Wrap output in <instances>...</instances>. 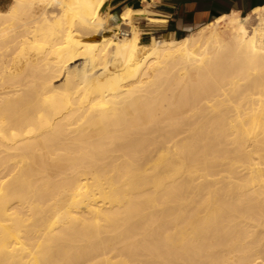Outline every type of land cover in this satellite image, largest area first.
I'll use <instances>...</instances> for the list:
<instances>
[{
    "label": "bare ground",
    "instance_id": "obj_1",
    "mask_svg": "<svg viewBox=\"0 0 264 264\" xmlns=\"http://www.w3.org/2000/svg\"><path fill=\"white\" fill-rule=\"evenodd\" d=\"M107 11L0 10V264H264V7Z\"/></svg>",
    "mask_w": 264,
    "mask_h": 264
},
{
    "label": "crops",
    "instance_id": "obj_2",
    "mask_svg": "<svg viewBox=\"0 0 264 264\" xmlns=\"http://www.w3.org/2000/svg\"><path fill=\"white\" fill-rule=\"evenodd\" d=\"M264 7V0H108V10L119 14L124 8L138 13L144 38L178 37L231 13L248 14ZM154 19L159 22H150Z\"/></svg>",
    "mask_w": 264,
    "mask_h": 264
},
{
    "label": "rangeland",
    "instance_id": "obj_3",
    "mask_svg": "<svg viewBox=\"0 0 264 264\" xmlns=\"http://www.w3.org/2000/svg\"><path fill=\"white\" fill-rule=\"evenodd\" d=\"M11 1H12V0H0V10H4V9H6V8L8 7V5L11 3ZM55 13H56V12H55ZM109 14H112V12H110L109 10H108L107 12H105V13H104L105 18H108V17H109V16H108ZM238 15H239L240 17H244V16H246V15L249 16V14H238ZM49 16H52V14H49ZM255 23H256V19H255V17H254L253 15L250 14V20H249V22L247 23V25H248L249 27H252L253 25H255ZM137 26H138V27L140 26L139 22H138ZM192 31H194V30H190V31H187V32H185V33H183V34H180V35L178 36V38H181V37L187 35L189 32H192ZM154 37H155V36H154ZM140 38H141V42H142L143 44L148 43V41L150 40V39H146V38H144L143 33L140 34ZM155 38H156V39H162V37H158V36H156Z\"/></svg>",
    "mask_w": 264,
    "mask_h": 264
}]
</instances>
